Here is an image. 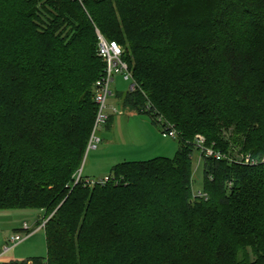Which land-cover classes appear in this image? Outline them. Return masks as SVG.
<instances>
[{
	"label": "trees",
	"instance_id": "16d2710c",
	"mask_svg": "<svg viewBox=\"0 0 264 264\" xmlns=\"http://www.w3.org/2000/svg\"><path fill=\"white\" fill-rule=\"evenodd\" d=\"M95 30L123 48V109L178 142L104 184L76 180L104 68ZM198 135L225 156L200 153L204 195ZM263 157L264 0H0V210L39 211L47 250L0 264H264Z\"/></svg>",
	"mask_w": 264,
	"mask_h": 264
},
{
	"label": "rangeland",
	"instance_id": "374dc122",
	"mask_svg": "<svg viewBox=\"0 0 264 264\" xmlns=\"http://www.w3.org/2000/svg\"><path fill=\"white\" fill-rule=\"evenodd\" d=\"M96 35H97V30ZM113 81L110 85L112 94L108 96L106 105L110 119L106 124L98 127L97 134L101 142L94 149H86L81 167L77 173L83 179L99 181L106 179L112 167L122 162L145 161L157 154H153L151 140L146 135V129L152 126L146 115L132 113L123 109L118 93L127 92L132 81L124 79L119 71L113 73ZM116 111V112H115ZM94 125V124H93ZM93 128V127H92ZM223 135L228 138L230 130H222ZM161 136V135H160ZM157 151H162L164 146L177 149L176 138H163ZM88 145V142H87ZM150 153V154H149ZM176 151L171 154H158L162 157H174ZM203 184V160L200 152L193 151L192 155V191L200 192ZM41 213L31 208H15L0 210V230L3 231L6 240L22 228L24 222L30 228V235L24 241L17 244L12 250L1 257L0 262L8 261V257L18 261L31 260L32 258H45L47 254L44 230L34 231L38 225V216ZM2 233V234H3ZM22 234V233H21ZM1 243L0 248L3 245Z\"/></svg>",
	"mask_w": 264,
	"mask_h": 264
},
{
	"label": "built area",
	"instance_id": "2783aa9c",
	"mask_svg": "<svg viewBox=\"0 0 264 264\" xmlns=\"http://www.w3.org/2000/svg\"><path fill=\"white\" fill-rule=\"evenodd\" d=\"M96 54L102 62L104 63L103 71L99 78H97L94 82V94L93 101L96 105V113H95V121L93 128L91 130L89 140H88V149H94L97 147V144L101 142V139L98 132V127L100 125L105 124L110 115L108 114V107L106 105V100L108 96L112 94L110 90V85L113 79V73L115 71H119L123 74L124 79L132 80L131 73L128 70L126 62L122 60L123 48L119 45L116 40H109L104 37L102 34L97 32V46H96ZM134 89V84H131L130 90ZM116 112V111H115ZM166 134L170 137H176L177 132L173 128L172 125H167ZM197 147L199 152L205 157H214L215 159L224 158L225 156L220 152L214 151L212 148L205 147L203 145L204 138L202 136H197ZM229 160L240 162L243 164L256 165L258 163L257 160L250 158L247 154H239L236 157L229 156ZM262 162H264V157L262 158ZM77 176V179L79 178ZM108 178L99 180L100 184H104ZM89 184H94V180H89ZM198 195H204V193L198 192ZM46 220H43L40 225H38L34 231L38 229H43ZM22 233V234H21ZM30 235V228L24 222L21 231L16 232L11 236L10 240L4 241L2 247L0 248V259L2 255L4 256L10 250H12L17 244L24 241ZM27 264H33L31 261H28Z\"/></svg>",
	"mask_w": 264,
	"mask_h": 264
},
{
	"label": "crops",
	"instance_id": "0c3cea01",
	"mask_svg": "<svg viewBox=\"0 0 264 264\" xmlns=\"http://www.w3.org/2000/svg\"><path fill=\"white\" fill-rule=\"evenodd\" d=\"M130 112L135 113L133 111H130ZM146 135L151 140V146H152V148L155 149V151L153 150V152H154L153 154H157V155H155V157H162V156H159L158 154H171V152L177 151V149H178V142H177V149H176V147L175 148H171L170 146H164V148L162 149V151H159V152L157 151L158 146H160L159 145V142L160 141H164L163 138L168 137V138H172L173 139V138H176V137H170V136H168L166 133H164L162 130H160L156 126H153L152 125L149 128H147L146 129ZM155 157H152V158H155ZM39 218H40V216H38V219ZM16 230H17V232H19V231H21V228L16 229ZM2 233H3V231H2ZM2 233H1V230H0V246H1L2 241L4 242V240H6V237L4 236V233L3 234ZM3 257H5V256H3ZM8 258H9L8 260L13 259L12 256H10Z\"/></svg>",
	"mask_w": 264,
	"mask_h": 264
}]
</instances>
